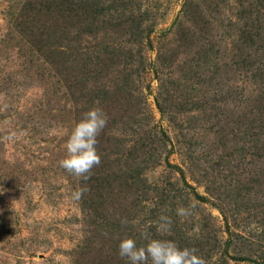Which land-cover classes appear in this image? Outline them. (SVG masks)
<instances>
[{
    "label": "rangeland",
    "instance_id": "374dc122",
    "mask_svg": "<svg viewBox=\"0 0 264 264\" xmlns=\"http://www.w3.org/2000/svg\"><path fill=\"white\" fill-rule=\"evenodd\" d=\"M93 106L83 180L58 161ZM162 213L207 264H264V0H0V264H128Z\"/></svg>",
    "mask_w": 264,
    "mask_h": 264
},
{
    "label": "clouds",
    "instance_id": "9594fccd",
    "mask_svg": "<svg viewBox=\"0 0 264 264\" xmlns=\"http://www.w3.org/2000/svg\"><path fill=\"white\" fill-rule=\"evenodd\" d=\"M107 117L102 108L93 106L84 111L71 127L64 142V155L58 161L59 167L67 173L87 180L93 167L100 162L97 150L98 136L105 128ZM84 189L73 192L74 199H80ZM186 206L176 208V215H190ZM171 219L160 214L157 220L159 236L141 231L143 243L133 236H123L118 243V255L128 264H207L206 259L192 246L181 247L175 240L164 238L170 232Z\"/></svg>",
    "mask_w": 264,
    "mask_h": 264
}]
</instances>
